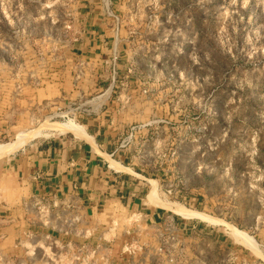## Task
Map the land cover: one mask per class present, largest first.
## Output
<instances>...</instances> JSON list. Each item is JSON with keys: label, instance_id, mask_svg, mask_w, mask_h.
<instances>
[{"label": "rangeland", "instance_id": "1", "mask_svg": "<svg viewBox=\"0 0 264 264\" xmlns=\"http://www.w3.org/2000/svg\"><path fill=\"white\" fill-rule=\"evenodd\" d=\"M84 119L141 204L34 198L0 264H264V0H0V146Z\"/></svg>", "mask_w": 264, "mask_h": 264}, {"label": "crops", "instance_id": "2", "mask_svg": "<svg viewBox=\"0 0 264 264\" xmlns=\"http://www.w3.org/2000/svg\"><path fill=\"white\" fill-rule=\"evenodd\" d=\"M87 120L81 122L85 136L72 130H51L53 133L32 135L23 147L0 156L12 153L0 162V221L25 220L23 206L42 197L56 203L80 206L85 222L100 224L111 220L116 213H132L141 204L133 194L136 176L131 173L130 177L122 175L123 171L113 168L117 165L112 167L109 160V157L112 161L114 159L112 135L90 132L94 122ZM67 132L73 135H55ZM128 183L134 189L125 197L120 184ZM155 213L151 211L152 216ZM7 230V235L14 232L13 227Z\"/></svg>", "mask_w": 264, "mask_h": 264}, {"label": "bare ground", "instance_id": "3", "mask_svg": "<svg viewBox=\"0 0 264 264\" xmlns=\"http://www.w3.org/2000/svg\"><path fill=\"white\" fill-rule=\"evenodd\" d=\"M72 122V121H71ZM59 123V124H54V123H50V121L48 122H45L43 123V125H40L41 127L35 129V130H32L30 132H27V133H22L21 135V140H18V141H15V142H11L10 144H2L0 146V156L5 154V153H9V151L11 150H14L20 146H22L24 143H26L28 141L27 137L29 138V136H32V135H35V134H41V133H44V134H47V130H53V131H56V132H65L66 130H72L73 132H75L77 135L79 136H85L84 135V130L82 129V127L80 126H77L76 124H74L73 122L71 123ZM48 131V132H49ZM51 133V132H49ZM53 133V132H52ZM61 134V133H60ZM76 135V136H77ZM32 138V137H31ZM86 138L88 139V137L86 136ZM91 140V139H90ZM91 142V141H90ZM93 142V141H92ZM94 144V142L92 143ZM96 145V144H94ZM23 147V146H22ZM109 159H111L109 157ZM112 164H115L116 162L112 161L111 162ZM123 167V166H122ZM152 198L154 199V201H157L158 197H157V194L153 192L152 194ZM159 203V202H157ZM163 204V202H162ZM165 206L167 208H170L172 209L173 211L175 212H178V213H186L187 214V210L188 209H185L181 206H179L178 204H175V203H172V202H167V203H164ZM191 213V212H190ZM190 215V214H189ZM188 215V216H189ZM200 214H198L199 216ZM186 216V215H185ZM193 216V215H192ZM205 219V218H204ZM233 232H234V235L241 241H243V243H245L248 247H251L253 248V242H252V238H250L249 236H247L244 232L238 230V229H233ZM244 244V245H245ZM256 247V246H255ZM256 250V249H255ZM254 250V251H255ZM258 252V251H257Z\"/></svg>", "mask_w": 264, "mask_h": 264}, {"label": "built area", "instance_id": "4", "mask_svg": "<svg viewBox=\"0 0 264 264\" xmlns=\"http://www.w3.org/2000/svg\"><path fill=\"white\" fill-rule=\"evenodd\" d=\"M35 204H36V202H35Z\"/></svg>", "mask_w": 264, "mask_h": 264}]
</instances>
